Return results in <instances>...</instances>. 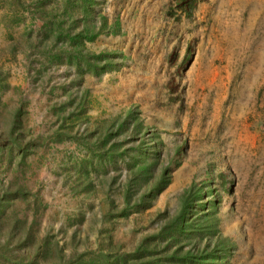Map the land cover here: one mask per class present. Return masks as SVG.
Segmentation results:
<instances>
[{"label":"rangeland","instance_id":"rangeland-1","mask_svg":"<svg viewBox=\"0 0 264 264\" xmlns=\"http://www.w3.org/2000/svg\"><path fill=\"white\" fill-rule=\"evenodd\" d=\"M156 244L264 264V0H0V264Z\"/></svg>","mask_w":264,"mask_h":264},{"label":"trees","instance_id":"trees-1","mask_svg":"<svg viewBox=\"0 0 264 264\" xmlns=\"http://www.w3.org/2000/svg\"><path fill=\"white\" fill-rule=\"evenodd\" d=\"M94 36L95 35L93 34V36H88V37L89 39H92L94 38ZM77 43L78 44L76 47V52H79V53L78 54L76 53V56H70L69 60L73 62L75 65L80 66L81 61H82L80 54L83 53L81 52L82 43L79 40ZM115 54L116 53H109L107 55V58H106L107 62L111 63V65L115 63L114 59L111 58V56ZM100 56H105V54L98 55L96 59L99 58ZM83 57L86 58V63L98 69V66H96L98 63L96 62L93 63V61H91L92 56L84 55ZM154 164L155 162H151L150 164L142 167V169L144 170L142 174L150 178V176L154 174V171H153ZM167 181H168V176L166 175V172L163 171L162 174L159 176V179L157 180V182H155V184L149 189L147 193L143 194L140 197L139 203H141L144 206H147L153 194L162 190L163 187L166 185ZM193 201H194L193 197L192 199L187 200L182 212L172 222L166 223L161 228L160 233L157 234L156 237L164 240L170 235L172 231L177 232L178 230L180 233L186 232L187 229L194 224L193 223L194 220L189 219V217L187 216L189 207L193 203ZM174 237H172L171 239H173ZM142 249L143 247H140L137 251H135L132 254L115 257L113 261H115L117 264H215V259L217 258V254L214 253V250L211 249L209 245H206V247L203 248L202 250H199V249H196V251L188 250L184 254L180 252L179 248H177L173 252H170V254H166L165 257H161V258L150 257V259H147V260L145 259L146 254H152L154 252H161L162 250H158L157 244L151 249H149L147 246L145 249L146 252H144V250ZM165 250L167 251L168 247H166ZM224 264H228V263H224Z\"/></svg>","mask_w":264,"mask_h":264}]
</instances>
